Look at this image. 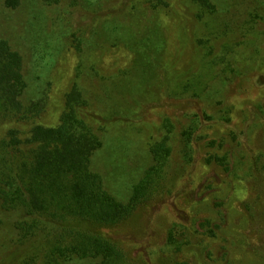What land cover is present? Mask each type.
Returning a JSON list of instances; mask_svg holds the SVG:
<instances>
[{"label": "rangeland", "instance_id": "rangeland-1", "mask_svg": "<svg viewBox=\"0 0 264 264\" xmlns=\"http://www.w3.org/2000/svg\"><path fill=\"white\" fill-rule=\"evenodd\" d=\"M108 1L110 6H102L104 0H63L57 5L20 0L10 8L0 0V31L23 55L30 96L42 97L47 104L37 122L59 125L72 84H86L97 97L103 79L127 76L135 67L145 49L132 45L122 29L137 12L135 2L142 1L145 11L160 22L152 40L159 65L171 67L185 80L203 79L204 97L210 94L213 106L207 109L205 102L190 97L192 93L182 99L168 97L166 90L162 101L144 105L138 118L120 127L125 133L115 134L96 157L111 191L125 198L134 173H140L147 160L148 144L165 136L164 119L171 118L179 133L189 122L197 123L194 156L178 189L159 199L152 211L119 227L117 237L132 242L126 247L132 256L148 255L157 246L168 247L174 224L191 226L199 219L198 230L192 226L191 235L184 237L185 254L194 263L264 264V21L253 23L247 9L251 3L242 0H209L215 6L212 16L197 0ZM111 8L118 15L113 16ZM229 13L241 18L219 27L217 19ZM249 64L248 75H241ZM135 76H129L134 85ZM125 100L130 105V98ZM95 110L103 114L100 107ZM195 112L202 115L200 120L186 116ZM216 158H223L228 169ZM183 160L177 149L174 164L184 165ZM177 209L184 211L177 214ZM205 220L210 225L202 228ZM5 256L0 255V261H11Z\"/></svg>", "mask_w": 264, "mask_h": 264}, {"label": "trees", "instance_id": "trees-1", "mask_svg": "<svg viewBox=\"0 0 264 264\" xmlns=\"http://www.w3.org/2000/svg\"><path fill=\"white\" fill-rule=\"evenodd\" d=\"M62 1L44 0L48 5ZM197 1L210 10V16L214 15L215 6L209 0ZM242 1L251 3L247 9L253 23L255 19L264 21V0H256L257 5H253V0ZM135 3L137 12L124 22L126 28H121L132 45L145 49L135 67L127 76L102 78L97 84L102 92L97 97L86 84H72L56 126L37 122L47 104L42 97L30 96L23 55L0 31V255L4 257L7 252L11 260L3 258L0 264H196L185 254L184 237L191 235L192 226L194 232L198 230L199 219L191 226L174 224L168 234V247L157 246L148 255L132 256L126 248L132 242L117 237L119 227L152 211L159 199L178 189L186 177V165L194 156L192 132L196 121L189 122L188 128L179 133L171 118L164 119L161 127L165 136L148 144L147 160L142 162L141 172L134 173L133 185L125 198L111 191L106 175L95 161L114 141L115 134L125 133L120 131L121 126L138 118L147 103L162 101L167 92L168 97L179 99L192 93L190 97L205 102L207 109L213 106L210 94L204 97L203 79L185 80L171 67L159 65L158 49L152 40L160 22L152 12L145 11L142 1ZM158 3L163 4L161 0ZM19 4L20 0H6L10 8ZM101 5L111 3L104 0ZM109 12L118 15L113 8ZM240 18L232 13L222 15L217 19L218 26L229 27ZM250 67L247 65L241 75L247 76ZM130 74L138 78L135 85ZM128 98L130 105L123 101ZM98 107L102 115L95 110ZM186 116L200 120L202 115L195 112ZM177 149L184 165L174 164ZM131 159L137 161L135 151ZM216 159L228 169L223 158ZM182 211L177 209L176 213ZM209 225L208 220L200 224L202 228ZM169 246L173 251H166ZM157 249L159 252L155 253Z\"/></svg>", "mask_w": 264, "mask_h": 264}]
</instances>
